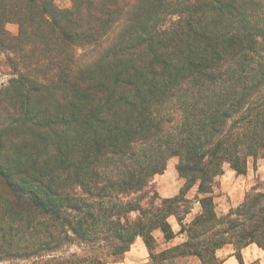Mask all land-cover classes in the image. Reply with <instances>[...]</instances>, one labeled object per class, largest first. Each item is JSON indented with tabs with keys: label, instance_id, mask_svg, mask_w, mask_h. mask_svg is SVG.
Here are the masks:
<instances>
[{
	"label": "trees",
	"instance_id": "trees-1",
	"mask_svg": "<svg viewBox=\"0 0 264 264\" xmlns=\"http://www.w3.org/2000/svg\"><path fill=\"white\" fill-rule=\"evenodd\" d=\"M69 2L0 0V262L106 264L138 236L158 264L264 251V189L213 198L224 163L264 158V0ZM173 156L184 182L160 198ZM170 215L187 240L155 253Z\"/></svg>",
	"mask_w": 264,
	"mask_h": 264
},
{
	"label": "crops",
	"instance_id": "crops-1",
	"mask_svg": "<svg viewBox=\"0 0 264 264\" xmlns=\"http://www.w3.org/2000/svg\"><path fill=\"white\" fill-rule=\"evenodd\" d=\"M228 167H229V165H228ZM175 170H176V168H175ZM229 170H230V172H232L234 174L233 179H234L235 183L237 181H244L245 180L244 179L245 178L244 173L238 174L233 169H231L230 167H229ZM165 171H166V168L162 173L156 174V175L162 176ZM177 176H178V174H177ZM218 177H220L222 182L224 183V185H222V188L225 190L228 189L232 200L234 199V202H232L230 199V202H231L230 205H232V207H230V208H233V207H236L237 205H239L242 202L244 197L242 199H240V197H237V194H235L236 197H233V196H235L233 193H237L236 186L231 185L230 183H226L224 181L227 178L225 176V173L219 174ZM233 179H232V181H233ZM158 180L159 181H158V186L156 187V191H157V194L160 198H169V197H173V196L177 195L180 191V188L183 185V182H184V180L182 178H180L179 176H178V179H176L174 182H170V181L165 182L163 180V181H161V183H159L160 179H158ZM214 187L215 186H213V188ZM191 191H193V192L190 195ZM195 194H196V185L191 187L186 192L185 196L188 199L193 200ZM215 197H216L215 191L213 190V198L215 199ZM214 203H215V200H214ZM215 210H216V208H215ZM199 212H200V205L197 201L193 200L190 210L183 217V223H188ZM218 214H221V213H218ZM167 221L170 224L172 231L174 232V235H173V237H171L169 239H165L163 237L162 232L159 229L153 230L152 236L155 240V248H154L155 253L160 251V250H163V249L182 245L187 240L186 233L180 232V225H179V223H178V221L174 215L168 216ZM226 247H230L231 251L228 254H226L225 256L219 255V251H221L222 249H224ZM235 253H236V250L234 249V247L232 245H229V244L224 245L223 247L217 249L216 250V256L220 259L219 264H240ZM239 253H240L241 261L244 264H264V251L254 243H250V244L242 247L239 250ZM106 264H158V263H155L152 261L148 247L144 243L142 237L138 236L128 246V248L120 255L119 258L114 259V260L113 259L109 260L106 262ZM172 264H200V261L196 256L185 255V256H177L176 258H174V261Z\"/></svg>",
	"mask_w": 264,
	"mask_h": 264
},
{
	"label": "rangeland",
	"instance_id": "rangeland-1",
	"mask_svg": "<svg viewBox=\"0 0 264 264\" xmlns=\"http://www.w3.org/2000/svg\"><path fill=\"white\" fill-rule=\"evenodd\" d=\"M56 4L60 7H65L69 6L70 2L69 0H56ZM7 28L11 33H16L17 31V25L15 23H9L7 24ZM7 78L6 75H3L0 73V83L5 81ZM178 161V158L176 156L170 157L167 160V165H166V171L162 176L160 175H155L153 182H154V187L158 186V179L161 181H170L174 182L176 179H178L177 172L175 170V165ZM222 173H225V176L227 177L226 180H224L226 183H230L231 185H235L237 188V193H233L234 195L237 194V197H240L242 199L245 194L250 191L252 188H257V189H264V158L258 154L255 158L248 157L247 158V165H246V171L244 173V181H237L235 183L234 181V174L230 172L229 167L227 163L223 164V169ZM242 178V179H243ZM233 179V181H232ZM222 185L224 183L222 182L221 178L218 177V175L214 178V184L215 186L213 190L215 191V208L218 213H225L227 210L232 207L230 205V199L232 202H234V199L232 200L229 190L228 189H223ZM193 191L190 192V195L192 194ZM233 197H236L233 196ZM66 251V252H64ZM231 251L230 247H226L219 251V255L225 256ZM72 252H78L81 253V255H86L87 252H80L79 249L71 245L70 247L64 248L61 252H58L62 254L63 256H68L69 253ZM113 257H110L109 259H112ZM0 264H31L30 261H25V260H11V261H2Z\"/></svg>",
	"mask_w": 264,
	"mask_h": 264
}]
</instances>
